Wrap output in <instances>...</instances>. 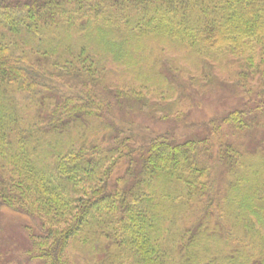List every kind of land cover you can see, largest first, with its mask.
Wrapping results in <instances>:
<instances>
[{
  "label": "trees",
  "instance_id": "16d2710c",
  "mask_svg": "<svg viewBox=\"0 0 264 264\" xmlns=\"http://www.w3.org/2000/svg\"><path fill=\"white\" fill-rule=\"evenodd\" d=\"M218 89L237 103L179 139ZM3 208L42 264H264V0H0Z\"/></svg>",
  "mask_w": 264,
  "mask_h": 264
},
{
  "label": "rangeland",
  "instance_id": "374dc122",
  "mask_svg": "<svg viewBox=\"0 0 264 264\" xmlns=\"http://www.w3.org/2000/svg\"><path fill=\"white\" fill-rule=\"evenodd\" d=\"M112 66H114L115 71L113 74L118 78L123 77L122 71H119L120 66H118L119 68H117V65ZM124 76L126 77V75ZM198 91L195 90L193 94L194 99L191 98L181 102L183 103V107H181L189 113V116L186 117L184 122L176 126V134L179 139L190 136V134L195 131L201 134V126H199V124L213 117H219L220 114H225L227 110L237 103L235 98H227L226 95L230 94V92H224L223 89H218L208 94H204L202 90ZM115 116L121 119V121L123 118L122 116H127L128 119H125V122H121L120 125L124 129L125 134L130 133L136 135L135 141H140L151 135H156L167 130L170 126V123H163L145 114H129V118L127 113L117 112ZM33 222L34 221L29 217L15 213L7 208L0 210V264H42L37 260L29 261L20 255L26 244L25 234L28 233L25 229V225L30 224L33 225V227L35 226L34 229L38 228ZM38 233L39 232H37V234ZM89 252L90 251L86 250L82 253L75 252L77 263L98 264L97 259L93 256V252ZM77 255L79 258H77Z\"/></svg>",
  "mask_w": 264,
  "mask_h": 264
}]
</instances>
